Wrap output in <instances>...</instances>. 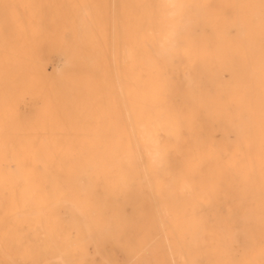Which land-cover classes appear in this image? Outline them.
I'll use <instances>...</instances> for the list:
<instances>
[{
	"label": "rangeland",
	"instance_id": "rangeland-1",
	"mask_svg": "<svg viewBox=\"0 0 264 264\" xmlns=\"http://www.w3.org/2000/svg\"><path fill=\"white\" fill-rule=\"evenodd\" d=\"M19 1L0 0V113L13 107L18 112L9 119L16 126L31 128L29 138L33 151L24 165L15 167L11 162L9 166L13 172L24 173L26 180L31 177L27 181H33L35 186L28 184L29 188L37 189L36 194L45 204L32 207L31 220L20 225L24 229L22 249L0 252V264H129L134 248L147 258L144 264H161L166 253L155 249L153 242L165 238L171 246L185 247L190 226L188 194L199 191L211 195L212 201L207 204V200H198L194 219L203 217L210 221L212 218L216 222L220 220L218 211L222 213V226L200 230L207 243L220 240L223 251L218 254L211 249L203 252L195 248L188 255L189 260L195 264H264V213L257 214L255 208L246 206L238 210L233 206L217 209V173L206 174L202 169L200 172L198 166L193 167L194 171L183 170L174 159L175 142L159 139L163 160L149 164L147 171L131 169L126 159L123 171L97 166L95 147L102 146L100 150L105 157L106 143L124 137L121 0H45V12L34 7L42 3L40 0H27L34 9L23 10L18 9ZM67 8L75 12L67 16ZM86 8H90L87 14ZM25 32L29 34L27 39ZM24 38L27 45H20ZM17 39V45L13 44ZM36 39L44 44H36ZM18 46L22 48L17 49ZM67 53L74 54L66 56ZM65 59L69 64L64 63ZM47 81L53 82L54 87ZM56 99L57 108L53 107ZM60 102L64 104L60 106ZM47 104L51 105L48 113ZM212 126L215 134V123ZM140 128L144 135L151 130L157 135L169 130L181 139L186 137L169 108L162 119L152 116L150 123ZM189 132L193 140L200 137L193 154L199 159H212L208 164L215 166L217 143L207 139L205 131L194 121ZM40 142L46 151L43 157L36 152ZM197 167L199 171L195 170ZM202 177L214 179L215 185L203 183ZM75 179L80 180L79 184ZM156 188L164 196L162 199L157 198ZM149 206L153 210L148 211ZM158 220L169 221L165 223V233L156 226ZM165 258L171 264L180 263L177 255L167 253Z\"/></svg>",
	"mask_w": 264,
	"mask_h": 264
},
{
	"label": "bare ground",
	"instance_id": "bare-ground-1",
	"mask_svg": "<svg viewBox=\"0 0 264 264\" xmlns=\"http://www.w3.org/2000/svg\"><path fill=\"white\" fill-rule=\"evenodd\" d=\"M40 1L42 3L34 7L45 12V0ZM121 3L124 42L121 68L124 137L120 141L106 143L108 151L105 157L100 150L102 146L95 147L94 158L99 162L97 166L99 168L115 167L123 171L125 164L123 160L126 159L131 169L142 172L155 160H163L159 139L173 141L177 146L174 159L180 162L183 170L194 171L193 167L198 166L206 174L217 173V199H219L217 209L233 206L238 210L246 206L255 208L257 214L264 213V0H121ZM34 7H30L27 0H20L18 3V9L22 10L34 9ZM90 8H86V14ZM67 10V16L75 12L73 8H67ZM111 18L113 19L112 15ZM24 34L27 39L29 34L26 32ZM113 36L112 34L111 37ZM25 38L22 40L25 41ZM23 41L20 45H27V42L25 41V44ZM17 42H19L18 39L13 41V44L17 45ZM35 43L44 44L40 39H36ZM112 44L111 47H113ZM18 48L22 47L18 46ZM17 49L16 51L20 52ZM10 51L12 52V49ZM67 54L65 55L69 56L70 53ZM17 58L20 59V57ZM69 59L72 58L69 57ZM111 59L114 60L112 56ZM182 74L185 75L184 78ZM50 84L52 86L53 82ZM51 89L53 92L54 89ZM47 98L50 100V97ZM58 99L61 101L60 98ZM58 99L54 103L59 102ZM62 103L57 104L61 106ZM48 107L47 113L51 110V105ZM53 107H56V103ZM166 108L175 115L176 125L186 136L184 139L169 130L161 135H157L154 130L145 135L144 132L142 133L140 127L150 123L152 116L162 119ZM17 112L11 107L0 113V252L2 254L22 249L24 229L20 225L31 220L33 206L41 207L45 204L36 194L38 190L31 189L35 186L33 181L31 182L34 185L27 181L31 180V177L26 180L23 178L24 173L10 170L11 162L15 167H20L33 151V144L29 138L30 126H21L22 124L16 126L9 119ZM191 121H194L200 130L205 131L207 139L217 143L215 166L208 164L212 159L207 157L199 159L193 154V148L200 144V137L197 136L193 140L189 136ZM213 123L216 125L215 134L212 129ZM179 139L183 141V144ZM36 152L41 155L46 153L42 142L38 144ZM35 156L38 160V156ZM86 165L92 167V164ZM198 167L195 170L199 171ZM76 179L75 182H80ZM202 182L211 186L215 185L214 179L206 177H202ZM28 184L33 186L29 188ZM156 195L159 199L164 197L158 188H156ZM211 199V195L201 191L188 194L190 226L185 247L182 244L171 246L165 238L155 239L153 242L155 249L157 247L160 253H166L161 264L168 262L165 258L167 253L172 256L177 255L180 259L179 264H195L188 257L191 250L195 248L203 252L211 249L221 254L223 249L220 240L207 243L206 236L200 229L205 227L212 229L214 225L222 226L224 223L222 213L218 211L220 220L216 222L211 221L212 218L210 221L203 217L194 219L196 202L207 200L208 204L209 200L212 201ZM51 203L53 206L54 202L51 201ZM151 207L149 206L148 211L153 210ZM160 209L159 211H162ZM208 215L211 216V214ZM166 222L169 223L168 220ZM166 222L163 220L156 222V226L163 233L166 232ZM134 249L137 251L134 252ZM134 249L131 251L132 259L129 264H144L147 258L138 248Z\"/></svg>",
	"mask_w": 264,
	"mask_h": 264
}]
</instances>
